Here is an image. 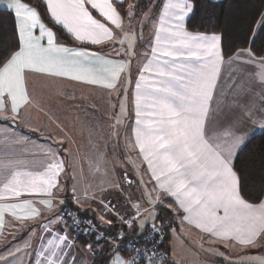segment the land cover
Returning <instances> with one entry per match:
<instances>
[{
	"label": "snow or ice",
	"instance_id": "1",
	"mask_svg": "<svg viewBox=\"0 0 264 264\" xmlns=\"http://www.w3.org/2000/svg\"><path fill=\"white\" fill-rule=\"evenodd\" d=\"M139 3L140 0L136 5H128L125 0H39L33 5V0H0V9L8 12L12 19L15 36L13 45L0 48V111L15 117L31 106L30 82L34 74L66 77L77 73L70 78L92 85L100 83L93 71L95 65L89 67L90 60L100 53L61 44L60 37L45 20L53 26L59 25L76 41L88 45L114 41L116 46L125 49L124 53L116 52L123 63L114 67L113 59L104 61L100 75L108 77L109 82L103 85L108 90L116 87L113 81H119L125 67H128L130 77L131 62L124 57L129 50L135 53V45L143 39L142 28L151 27L150 41H155L152 51L164 59L155 70L143 69L154 78L146 91L140 83H135L132 98L134 136L130 127L124 130L129 132L132 149L141 157V163L146 162L144 171L149 176L152 190L146 192V184L141 185L136 204H129L134 207L135 216L125 219L124 223L128 227L137 223L141 234L144 229H151L152 252L161 264H166V253L159 251L164 242L155 244V241L160 240L162 232L171 230L172 224L157 225L156 221L167 220V217L156 209L170 211L174 218L177 210L187 213L182 217L186 221L194 217L195 226L219 238L225 249L232 243L248 249L237 256L240 264H264V199H261L264 192L256 197V202L245 199L247 193L242 187L241 173L236 170L240 154L257 133L264 137V49L258 50L259 55L251 47L232 50L229 58L234 55L242 59L247 80L242 78L233 85L231 99L225 96L221 100V94L216 91V70L224 57L227 37L224 32L208 35L190 30V27L195 28L192 21L201 11L200 0H148L143 10ZM248 6L252 13V28L259 25L257 32L250 28L246 34L254 45L258 34L264 33V0H248ZM214 14L210 11L206 19L211 20ZM133 23L136 24L135 40ZM212 27L219 28V24ZM189 60H195L196 66H190ZM139 79L143 80V75ZM249 81L261 90L259 106L250 99L241 102L242 98L255 95L254 90L250 91ZM116 99L107 123L111 125L110 135L114 134L115 142L119 143L123 121L133 104L125 98L122 89ZM122 99L125 103H121ZM218 111H226L232 119L227 124L219 123L214 119ZM0 121L10 127L13 124L8 117H0ZM0 136L6 143L17 145H23L26 139L7 131ZM56 148L59 151L49 150L54 162H49L39 176L19 171L23 161L18 157L0 164V226L4 214L15 215L17 209L26 210L17 219L32 221L25 232L13 237L14 241L23 240L22 246L14 248L9 243L0 249V264H14L21 256L25 258L22 264H78L72 252L78 246L74 241L69 243L72 238L65 231L69 225L60 216V211L67 205L54 200L63 184L61 176L73 172L76 166L69 163L72 157L63 156L60 145ZM95 159L102 163L99 152ZM22 176L30 178L22 180ZM70 182L75 187V179L70 178ZM125 182L140 184L135 176ZM112 190L123 192L122 186L118 188L115 183L100 192ZM25 196L41 197L37 201L39 206H34L30 200L11 202ZM73 200L75 202V197ZM165 201H171L175 208ZM100 203L103 204V199ZM57 204L59 211H56ZM46 214L47 219H42ZM65 216L71 219L69 213ZM117 218L121 217L117 214ZM141 220L143 223H138ZM28 236L31 240L24 239ZM123 238L117 236V239ZM257 245L260 247L255 250ZM87 247L92 252V245ZM118 252L117 245L116 251H111L105 258V264H138L134 257L129 260ZM138 254L143 255V252ZM93 255L99 253L93 252ZM219 258L226 259V251H220ZM228 264H232L231 259Z\"/></svg>",
	"mask_w": 264,
	"mask_h": 264
},
{
	"label": "crops",
	"instance_id": "2",
	"mask_svg": "<svg viewBox=\"0 0 264 264\" xmlns=\"http://www.w3.org/2000/svg\"><path fill=\"white\" fill-rule=\"evenodd\" d=\"M124 23L126 26L128 25V22L126 20L124 21ZM258 27L259 25L257 24L256 30H258ZM132 29H133L132 34H136L135 31L136 29L133 26ZM148 30L151 31L149 37H152L153 29L149 27ZM193 33L208 34V35L212 34L205 32H193ZM76 42L78 44L75 45H68L64 43L61 44H64L73 49L83 48L88 51L100 53V55L97 58H93L89 62V67L95 65L93 71L98 76L100 83L96 85H92V84L84 83L83 81L80 80H73L70 78L71 75H76L77 73H70L69 76L66 77H43L40 74H34L31 78L30 87L32 85L34 86L36 99L35 100L33 99V92H31L32 93L31 106L25 107L21 111L20 115L15 117L11 116L7 111H0V117H8L9 120L13 121L11 127L8 124L0 121V134L4 133L5 131H7L8 133L14 132L16 137L26 138L23 145H17L14 142L6 143L5 139L2 136H0V164H2L8 159L18 157L20 160L23 161V167L18 169L19 171L30 172L34 176H39L44 172L49 162H54L50 159L51 152L59 151L56 148V145H58V140H56L52 136L50 137L48 134H47L48 136L46 137L32 136V132L34 131L31 130L30 128L18 124L17 120H15L16 117L20 118L21 116H24L25 118H28L30 121L33 122L34 114L32 113V110H35L34 108L36 106V108L39 109V111H42L43 105L45 106V100H47L48 98L51 99L55 98V108H57L59 106V102L57 101L59 99L58 96L62 94H67L71 92L78 93L80 90L91 91V92L95 91L98 92L99 94H106L107 98L110 97L109 102L100 100L98 105L95 104L96 106L92 107V109L96 110L101 115L103 120L106 121V126L104 124L103 126L107 128L108 125L107 121L111 119V113L114 110L117 103V99H116L117 94L122 89L125 92V95H127V100H132L133 106L127 111V119L123 121L124 127L121 128V137L119 143L115 142L116 137L112 138V136H115L114 134L110 135L111 130L108 131L107 129H105L104 131L103 129L104 134L103 135L100 134V137L102 135L106 139L107 136L106 141L107 140L114 141L116 143L117 151L122 152L121 149H123L124 151L125 147L129 150L130 155L133 156L132 158H134V163L136 164L138 170L141 169L144 172L145 175L144 178L148 183L149 189L152 190L149 176L144 171L146 162L145 164L141 163V157L138 156L137 152L132 149L131 141L129 140V132L125 131L124 129L130 127L133 130L132 135L134 136L135 107H134V100L132 98L135 96V88H134L135 83H140L142 85V90L146 91L148 89V86L153 82L154 78L151 75V73H144L143 69L145 67H150L151 69L155 70L160 65V63L164 58L159 57L157 52L152 51L153 47H155V41L154 39L151 41L149 40V42H146L145 53H142V50L135 53L136 54L135 57L137 59L136 61L137 66L135 65V61L132 62L133 68H130V72H131L130 77L128 76L129 69L128 67H125V71L121 73L119 76V81L118 82L113 81V83L116 84V87L112 90H108L103 86L104 84L109 82L108 77L100 75L101 70L104 68V61L107 59H113L114 67L120 63H123L124 61L121 60L120 57L116 56V52L124 53L125 49L123 47L116 46V42L114 41L105 40L100 45H92L95 46L96 48H88L86 46H83L88 44L82 43L80 41H76ZM143 46L144 44H142V47ZM124 59L130 61L129 58L126 56L124 57ZM232 60H239V59H237L236 56L234 55H232L231 58H229V56L227 57L224 55L223 59L217 64L216 91L221 94V100H223L225 96L231 99L232 95H234L233 85L236 82L241 81L242 78L244 80H247V76L245 74V66L243 62H241L240 64V68H242V70H239L238 69L239 64H237L236 62L232 64L231 63ZM240 60L242 61V59ZM187 63L192 67H195L197 64L195 60H189L187 61ZM140 75H143V80L139 79ZM87 78L89 77H85V79ZM222 83L223 86L221 87ZM248 83H249L250 91L254 90L255 95L247 98H242L241 102H245L246 100L250 99V100H254L257 106H259L260 98H261V90L257 85L251 84L250 81ZM51 84L53 87H51ZM77 88L78 90L76 91ZM45 94H51V95L43 99ZM85 100L86 99L82 98L81 104ZM123 100L124 99L121 100V103H123ZM33 101H35L36 104L33 103ZM73 105L74 104H72V106ZM83 105L84 106L82 107H84L86 110L90 112V107L87 106L88 102H85ZM57 112L58 111H56V113ZM55 118L58 119L57 122H55V126L58 123L59 124L62 123L61 120H63V118H61V116H59V118L55 116ZM214 119H216L221 124H227L229 120L232 119V116L229 115L226 111L224 112L218 111L217 116ZM100 125L102 126V124ZM41 126H43V124H41L40 127ZM49 150H51V152ZM63 156L65 157L64 154ZM66 169L67 168H65V171ZM29 178L30 177H24V176L21 177L22 180H27ZM61 180L63 181V184L60 189V192L54 197V200L56 202H60V198L63 197L71 198L70 196L71 191H74V189L70 187L68 180L66 181V179L64 178V175L61 176ZM39 199H41V197L39 196H30V197L25 196L18 201H11V202L23 203L24 200H30L34 206H39L37 203ZM78 199L79 197L75 200V202L73 201V203L76 206L78 205L76 203ZM4 203H8V201H4ZM165 203L171 204V201H165ZM171 207L175 208V205L171 204ZM88 208H92V211L93 210L98 211V215H100L101 213L100 212L101 206H99V208L96 210L90 204V205H86V210ZM115 209L117 210L116 214H119L118 212H120V210L118 205H115ZM25 211H26L25 209H17L15 215H13L12 213L4 214L3 224L2 226H0V249H3L5 245L9 243H11L14 248L22 246L23 240L14 241L13 237L21 234L22 232H25L29 227V225L32 223V221L30 220L25 221V220L17 219V216L24 214ZM41 211H43V209H41ZM56 211H59L58 204ZM185 215L188 214L181 212L179 210L176 211L175 218L173 216V213L171 212L170 214L166 215L167 220H169L172 224V229L168 230L167 239H166V245L170 251V256L166 260V264H228V259L232 260V264H240V261L237 259V256L240 253L247 251L248 249L240 247L238 243H232L231 245L227 246L226 249L223 248L221 246V241L219 238L211 236L208 232L204 231L202 227L198 228L195 226L197 221L195 220L194 217H191L190 221H186L182 219V217ZM99 218L100 220H102L100 216ZM42 219L46 220L47 214L44 217H42ZM53 224H55L56 227H59L56 221H53ZM49 227H51V225H49ZM31 238H32L31 236L24 237V239H28V240H31ZM70 241L71 243L74 241L76 244H79L78 246L80 247L85 246L84 244L85 242L83 241L82 242L80 240L76 241L73 238ZM80 247H77L78 250L75 251L72 249L73 254L75 256L78 255V258H81L80 264H89V262L87 261V254L89 253L83 251L84 250L83 248H82L83 250H80L79 249ZM259 247L260 245H257L255 250H258ZM209 249H212V251H209ZM220 251H226V255H227L226 259L219 258ZM4 254L6 255L7 253ZM118 255L128 259V257L125 254L118 253ZM24 259L25 258L21 256L20 261L14 262V264H22Z\"/></svg>",
	"mask_w": 264,
	"mask_h": 264
},
{
	"label": "rangeland",
	"instance_id": "3",
	"mask_svg": "<svg viewBox=\"0 0 264 264\" xmlns=\"http://www.w3.org/2000/svg\"><path fill=\"white\" fill-rule=\"evenodd\" d=\"M126 21L128 22V20ZM133 24L136 27V24ZM133 24L131 25V27L133 26ZM148 28L142 29L143 39L139 44L135 45V53L141 50L142 53L146 52V42H149V36L151 32L148 30ZM135 35L136 34H132L133 40H135ZM142 44H144L143 47ZM135 53L133 54L129 50V53L126 55V57H128L131 61L130 68H133L132 62L134 61L135 65L137 66L136 57L133 59V55L136 56ZM235 62L239 64L238 69L242 70V68H240V64L242 61L240 59L231 61L232 64H234ZM222 86L223 83L221 84V87ZM51 87H53L52 84ZM30 90L31 92H33V99L35 100L36 94L33 85L30 87ZM77 90L78 88L76 89V91ZM49 95L51 94H45L43 99H45ZM58 98L59 99L57 101L59 102V108H55V98H48L47 100H45V106L43 105L42 111H39L36 106L35 108L33 106V108L35 109L32 110V113L34 114L33 122L28 118H25L24 116H21L20 118L16 117L15 120H17L18 124L30 128L36 133L42 134L41 136L43 137H46L48 135L53 136L56 140H58V143L62 145L66 156L72 157V160H70L69 163L75 164V170L68 175H64V178L66 179V181L68 180L70 187H72L75 191H71V195H68H70L71 198H73V196L76 198L79 197V199L76 201V203L79 205L78 207H80L81 209L82 207L83 209H86V205L91 204V206L97 210L101 205L100 201L102 199L103 201H105L106 199L110 198L112 200L110 204V208L112 210L109 214H115L117 211L115 209V205H118L120 210V212H118V216L121 217L119 218L120 221L124 222L125 219L134 218V207H129V204H132L133 206L136 204L137 199L140 197L141 185L146 184V192L151 190L149 189L148 183L144 178V172L141 169L138 170L136 164L134 163V158H132L133 156L130 155L129 150L125 147V150L123 152L117 151L116 143L114 141H106L107 136L106 139L104 136H102L105 129H107L108 131L111 130V125L108 123L107 128H105L106 121L103 120L101 115L96 110H93L92 107L98 105L100 100L109 102L110 97L107 98L106 94H99L95 91L91 92L80 90L78 93L71 92L62 94L58 96ZM82 98L86 100L81 104ZM125 98L127 99V95H125ZM85 102H88L87 106L90 107V112L82 107L84 106L83 104ZM33 103L36 104L35 101H33ZM123 103H125V99L123 100ZM72 104L74 105L72 106ZM56 111L58 112L56 113ZM55 116L58 118L59 116H61V118H63V120H61L62 123H58L56 125L57 127L55 126V122H57L58 119L55 118ZM41 124H43V126H41L42 128L40 127ZM100 124H102V126ZM103 124L105 126H103ZM100 134H102L101 137ZM114 137L115 136H112V138ZM109 143L112 144L111 147L108 146ZM98 152L100 154L102 163L96 162L95 157ZM129 164H131V167L129 166ZM132 176H135L140 180L139 185H137L135 182H133L131 185L125 182ZM70 178L75 179V187L73 183L70 182ZM113 183H115L118 188L122 186L123 192L121 193L117 190H112L106 193L100 192V189L102 188H111ZM128 197H131V199H127ZM62 199L68 198L63 197ZM141 205V213H143V201H141ZM156 211H161L163 213V216L167 217L165 215L166 213L162 211V209H156ZM152 214L154 216L155 212L153 211ZM108 219L109 218L106 217V221ZM138 223L142 224L143 221L141 220ZM131 229L132 232L137 231L138 233H141V231L138 230L137 223H134ZM75 245L78 246L79 244L75 243ZM79 249L89 253L88 249L85 248V246L80 247ZM73 250H78V248H73ZM75 257L78 264H80L81 258H78V255H76ZM87 261L89 262V264L92 263L89 254H87Z\"/></svg>",
	"mask_w": 264,
	"mask_h": 264
},
{
	"label": "trees",
	"instance_id": "4",
	"mask_svg": "<svg viewBox=\"0 0 264 264\" xmlns=\"http://www.w3.org/2000/svg\"><path fill=\"white\" fill-rule=\"evenodd\" d=\"M128 5H136L138 0H125ZM148 0H140L139 7L140 9L144 8V5ZM195 2V0H193ZM39 3V0H33V5ZM200 9L197 15L194 17L192 23L195 24V28L190 30L193 32H224L227 40L225 44V56H230V53L233 49H240L245 47H251L254 52L259 55V49H264V33H259L255 44L253 45L251 38L246 34L249 32L250 28L255 33L257 32V25L255 28H252V13L251 9L248 6V0H200ZM214 12L211 20H207L206 17L209 15V12ZM127 20V18H125ZM49 27L53 28V31L56 32L57 36L60 37V43L75 45L78 44L72 36L65 32L59 25L53 26L51 23H48L47 20L44 21ZM219 24V28H213L212 25ZM133 27H136L133 24ZM143 29V28H142ZM247 41V44L245 43ZM15 43V36L13 31L12 19L9 16L8 12L0 9V48H6ZM88 48H96L92 45H83ZM42 134L32 132V136L43 137ZM50 136V135H49ZM51 137V136H50ZM53 137V136H52ZM63 150L61 144L58 143ZM236 170L238 173H241L242 187L246 191L245 199L252 202H256V197L264 192V137L257 133L256 138L248 145V147L240 154V159L236 163ZM264 196H261L263 199ZM69 202L72 203V198H68ZM74 204V203H73ZM100 215L97 211L92 208L81 209L87 216L94 219L96 224L99 227L104 228L106 231L115 232L119 229H126V225L123 221H119L116 218L115 214L103 215L102 209L103 205H100ZM166 214H170L169 211H165ZM99 216L102 218L100 220ZM106 216L109 218V221H106ZM134 233L137 231H133ZM71 237L73 234L70 233ZM95 235H91L92 239ZM75 240L85 242V248L88 249L87 245L89 244V239L86 237H76ZM169 249V248H168ZM102 250V251H101ZM99 251V255L94 256L89 250V255L91 257V264H105V258L110 254L111 251H114L112 245H105ZM127 257L128 253H124Z\"/></svg>",
	"mask_w": 264,
	"mask_h": 264
},
{
	"label": "built area",
	"instance_id": "5",
	"mask_svg": "<svg viewBox=\"0 0 264 264\" xmlns=\"http://www.w3.org/2000/svg\"><path fill=\"white\" fill-rule=\"evenodd\" d=\"M76 199L77 198L75 197V200ZM60 201H63V203L67 205V207H65L63 211H60V216L64 217L69 225V227L65 229V231L68 233H72L73 239L80 236L88 238L90 241L89 244L92 245V254L93 252L99 253L103 246L107 244L112 245L113 250L116 251V246L118 245V253H128V259L130 260L134 257L137 260L138 264H161V261L156 259L152 252L154 244L152 243L153 234L150 228L143 231V234L138 232L134 233L131 229V227L134 225V223H132L131 227H128L126 225V229H119L111 233L109 231H106L104 228L99 227L94 219L87 216L80 208L75 207V204H73V202L71 203L68 199L62 198L60 199ZM111 201L112 200L110 198L103 201V215H108L109 213H111ZM65 213H69L71 215V219L65 216ZM89 222H91V224H89ZM156 223L157 225H160L171 222L169 220H158L156 221ZM167 234L168 231L162 232L160 240L155 241V244H159L161 240H163L164 246L160 248L159 251L160 253H166V256L164 257L165 261L170 256V251L166 245ZM91 235H95V239H92ZM118 235H122L124 238L117 239ZM97 238H99V242H97ZM133 249H135V251H133ZM140 252H143V255H139L138 253Z\"/></svg>",
	"mask_w": 264,
	"mask_h": 264
}]
</instances>
